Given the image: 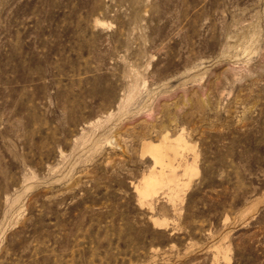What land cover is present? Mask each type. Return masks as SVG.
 I'll return each mask as SVG.
<instances>
[{
	"label": "rangeland",
	"instance_id": "obj_1",
	"mask_svg": "<svg viewBox=\"0 0 264 264\" xmlns=\"http://www.w3.org/2000/svg\"><path fill=\"white\" fill-rule=\"evenodd\" d=\"M0 264H264V0H0Z\"/></svg>",
	"mask_w": 264,
	"mask_h": 264
},
{
	"label": "bare ground",
	"instance_id": "obj_2",
	"mask_svg": "<svg viewBox=\"0 0 264 264\" xmlns=\"http://www.w3.org/2000/svg\"><path fill=\"white\" fill-rule=\"evenodd\" d=\"M168 138L169 136L166 132L162 135V140L159 142L147 141L143 143V149L153 158L154 163L159 165V169L150 170L141 177L140 184L137 183L139 185L135 186L142 198L155 192L160 184L172 180L171 177L165 173V167L171 168V158H174L176 154L179 153V147L187 146V141L181 134L174 136L171 140H168ZM186 169H188V165H186Z\"/></svg>",
	"mask_w": 264,
	"mask_h": 264
}]
</instances>
